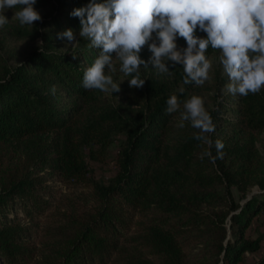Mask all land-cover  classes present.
<instances>
[{
    "label": "trees",
    "instance_id": "trees-1",
    "mask_svg": "<svg viewBox=\"0 0 264 264\" xmlns=\"http://www.w3.org/2000/svg\"><path fill=\"white\" fill-rule=\"evenodd\" d=\"M88 3L36 0L42 19L19 29L41 42L16 66L0 64V264H241L259 249L244 232L264 209V158L238 140L264 130V92L216 89L215 106H205L215 125L208 135L224 145L214 162L198 158L207 145L194 139L197 129L168 138L179 114L165 113L169 96L138 98L115 176L94 181L81 148L101 119L80 135L75 117L91 97L83 73L100 49L80 37L79 18L70 15ZM65 29L78 35L73 51L59 50ZM214 51L209 46L206 58ZM177 97L182 103L185 92ZM225 130L234 141L221 138ZM251 184L262 193L241 205L231 186ZM251 264H264V255Z\"/></svg>",
    "mask_w": 264,
    "mask_h": 264
},
{
    "label": "clouds",
    "instance_id": "clouds-1",
    "mask_svg": "<svg viewBox=\"0 0 264 264\" xmlns=\"http://www.w3.org/2000/svg\"><path fill=\"white\" fill-rule=\"evenodd\" d=\"M35 3L36 0H0V28L9 21L2 13L16 6L20 7L14 16L21 26L40 21ZM70 15L79 18L80 37L89 42V47L100 49L92 65L84 70L82 87L86 90L120 91V83L114 82L112 75L117 71L114 58L120 62L119 71L131 77L130 88L143 86L141 66L151 64L158 76L170 75L165 61L183 67L184 85L203 86L212 66L205 55L209 46L219 50V63L229 79L223 94L245 97L264 86V0H89ZM197 30L206 36L194 35ZM57 37L74 40L71 29L57 33ZM177 37L186 41V47H177ZM146 44L152 53L147 62L138 55ZM49 91L55 95V85ZM179 92L185 89L180 87ZM166 104V114L180 113L179 127L188 121L198 130L194 139L207 145L199 159L208 157L214 162L222 158L224 145L220 140L213 142L208 135L215 131V125L201 97L192 95L183 101V110L175 94L168 97ZM213 146L215 157L211 153Z\"/></svg>",
    "mask_w": 264,
    "mask_h": 264
},
{
    "label": "rangeland",
    "instance_id": "rangeland-1",
    "mask_svg": "<svg viewBox=\"0 0 264 264\" xmlns=\"http://www.w3.org/2000/svg\"><path fill=\"white\" fill-rule=\"evenodd\" d=\"M17 10L19 9H6L2 13L9 21L3 28H0V64H6L9 67H14L21 63L26 55L32 51L33 47H37L36 42H41V39L34 41L22 33L19 29L20 24L14 16ZM35 10L42 16V12L39 9ZM25 26L27 28L31 27V25ZM194 35L205 37L206 33L197 30L194 32ZM77 40V34L74 35L73 41H68L67 38L60 39L59 50L73 51L77 47ZM176 44L178 48L186 47V41L182 37H177ZM138 55L141 59L146 62L148 61L152 53L149 51L147 44ZM219 55V50L208 54L207 59L210 60L212 66L209 70V79L203 86H196L195 84L184 85L183 67L178 63L173 64L171 61H165L166 67L171 72L170 75L161 74L158 76L151 64L147 68L141 66L140 76L144 79V84L140 88L129 87L128 79L131 77L125 76L119 71L120 62L114 58L117 71L112 75L114 82L120 83V91L105 93L100 90H91L90 98L80 100L81 107L78 109L75 117V126L80 135L84 131V128H86L85 126L93 119H101L102 129L93 139L86 141L81 148L88 176L101 184L110 183L115 176L117 171V155L126 137V125L124 124L127 120L135 119L139 114V108L136 104L138 98H147L148 101L157 100L163 96L180 94L179 88L183 87L185 89L183 101L192 95H197L202 98L204 107H214V98H220L219 95L215 94L216 89L220 87L219 91L222 92L225 85L229 83V79L223 74L222 66L219 63ZM106 74L111 73H108L106 70ZM260 92H264V86H262ZM182 105L183 102L181 103V108ZM171 123L172 131L170 135L168 134V138L170 139L174 138L182 130H187L191 127L188 121L184 122L183 128L178 126L180 123V113L172 117ZM50 136H47V138H50ZM230 136V130H225L221 138H228L229 140L232 138L234 141L235 137ZM245 140H248L250 145L264 158V130L253 131L250 136H245L244 139L238 141L240 144H243ZM231 190L234 199L241 205H244L251 197L262 193L257 184H251L245 191L240 190L236 185H232ZM229 224L230 221L228 222V226ZM244 233L249 239H259V249L244 253L241 263L251 264L264 255V209L251 219Z\"/></svg>",
    "mask_w": 264,
    "mask_h": 264
}]
</instances>
